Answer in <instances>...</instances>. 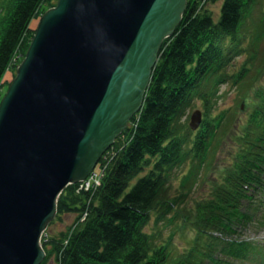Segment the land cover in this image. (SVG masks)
<instances>
[{
    "label": "trees",
    "instance_id": "obj_1",
    "mask_svg": "<svg viewBox=\"0 0 264 264\" xmlns=\"http://www.w3.org/2000/svg\"><path fill=\"white\" fill-rule=\"evenodd\" d=\"M216 1L187 0L179 25L160 47L140 111L109 149L100 186L76 193L69 185L61 193L55 220L87 215L43 239L41 264L50 258L55 264H264L262 244L228 238L233 225L255 221L264 207V0H221L215 21L208 5ZM55 2L7 0L0 6V87L8 69L15 70V58L25 55L31 21ZM222 84L239 100L249 98L248 119L237 126L231 158L213 176L208 194L186 205L190 188L236 130L233 106L216 111ZM196 100L206 112L192 132L186 111ZM180 173L178 193L170 197V179ZM251 184L256 188L249 198ZM149 222L155 232L145 230ZM160 225L172 231L167 240ZM173 227L189 233L179 251L170 248Z\"/></svg>",
    "mask_w": 264,
    "mask_h": 264
},
{
    "label": "water",
    "instance_id": "obj_2",
    "mask_svg": "<svg viewBox=\"0 0 264 264\" xmlns=\"http://www.w3.org/2000/svg\"><path fill=\"white\" fill-rule=\"evenodd\" d=\"M187 0H56L0 100V264H41L62 191L140 111ZM202 112L188 127L196 131Z\"/></svg>",
    "mask_w": 264,
    "mask_h": 264
},
{
    "label": "rangeland",
    "instance_id": "obj_3",
    "mask_svg": "<svg viewBox=\"0 0 264 264\" xmlns=\"http://www.w3.org/2000/svg\"><path fill=\"white\" fill-rule=\"evenodd\" d=\"M7 0H0V6H3V4ZM220 3L221 0H217L215 3H211L208 5V8L211 10L213 19L218 20L219 18V8H220ZM2 4V5H1ZM39 18H35L34 20L31 21L30 23V28L35 29L38 23ZM19 56L15 58V64H18L20 61ZM242 62L241 59H239L238 64ZM14 75V71L8 70L1 83L2 86L0 87V96L3 94L6 89H7V83H9ZM261 83L264 86V79H261ZM220 92H223V98L218 102V107L216 111L220 110H225L228 107H234L236 109V123L234 126V129L237 128L240 124L244 123L246 119H248V112L250 111V105L249 103V98L247 100L242 101L237 98L236 91L232 88H229V85L222 84L220 86ZM201 110L202 112V117L204 119V114H205V109L202 106V103L200 101H195L193 103V107L191 109H188L186 111V123L188 124L189 122V117L190 114L194 110ZM215 111H209V114L212 116L214 115ZM237 129L233 131H229L228 135L225 137L224 141L220 144V147L218 149L214 165L213 167L206 173H203L202 177L199 178L197 182H195L190 188L189 195L186 196L184 204L186 205H192L194 204L197 200H200L201 198H204L208 194V188L210 182L213 180V176L217 174L221 169H223L224 166L227 165L229 162L232 152H233V147L235 146V133ZM184 172V171H183ZM177 174V171L175 172V175ZM182 173H180L178 176H172L170 179V197H174L178 192L177 189L180 187L179 185V180L178 178L181 176ZM179 186V187H178ZM76 215L71 213V214H65L61 217L60 220H53L47 227V235L49 238L51 237H56L58 236L59 233L65 231L75 220ZM255 217V221L249 222L244 226L243 229L240 230L238 233L242 238L248 239L250 241H253L257 244H262L264 246V207L260 208ZM159 222L156 224L158 225ZM152 224L149 222V224L145 227L146 231H154V228L152 229ZM160 229V230H159ZM157 230L159 231V235H161V238L167 240L168 236L170 235V232L168 229V226L162 227L161 225L158 226ZM174 231L173 235H171V246L170 248L174 251H179L181 247L184 246V242L189 239V233L187 231H179L175 227L172 228ZM162 239V240H163ZM46 264H55L53 261V258H50Z\"/></svg>",
    "mask_w": 264,
    "mask_h": 264
},
{
    "label": "built area",
    "instance_id": "obj_4",
    "mask_svg": "<svg viewBox=\"0 0 264 264\" xmlns=\"http://www.w3.org/2000/svg\"><path fill=\"white\" fill-rule=\"evenodd\" d=\"M98 177L99 176H98L97 173H93L86 182H84V183H82L80 185L79 189H85V190H87V189H89L93 185H98L99 184Z\"/></svg>",
    "mask_w": 264,
    "mask_h": 264
}]
</instances>
